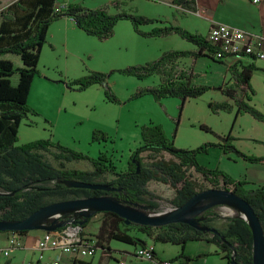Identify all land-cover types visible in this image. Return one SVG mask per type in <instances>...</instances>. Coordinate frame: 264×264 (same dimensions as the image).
Here are the masks:
<instances>
[{
	"label": "trees",
	"instance_id": "16d2710c",
	"mask_svg": "<svg viewBox=\"0 0 264 264\" xmlns=\"http://www.w3.org/2000/svg\"><path fill=\"white\" fill-rule=\"evenodd\" d=\"M182 1L186 2L188 8L198 9L194 5V0H174L175 3H182ZM112 3L120 6L121 1L116 0ZM0 13L2 16L0 24V219H25L40 207L52 202L54 197L63 200L112 195L121 201L149 203L155 209L157 205L153 198L157 196L147 187L151 180L173 187L175 196L170 202L174 206H182L197 192L204 189L199 187L194 178L192 171H195L211 183L212 188H227L246 199L254 207L264 227V184H247L246 181L234 178L219 167L204 166L198 159L200 153H206L209 147L215 146L221 148L224 153L235 152L251 162L264 160V155L248 154L238 149L232 142L234 138L231 134L220 136L221 140L218 143L208 142L192 149L179 148L165 135L160 125L150 123L142 127L143 142L132 153L126 170H118L104 153L97 158H92L60 143H53L49 139H38L17 145L21 122L30 113L36 114L28 105V97L34 78L42 74L39 62L42 48L47 42L49 28L54 21L62 17L73 19L76 25L88 35L99 39L112 36L119 20L129 19L135 31L141 35L164 36L178 33L182 38L198 46L197 50L168 51L154 61L121 69L122 72L141 79L153 74L161 76V83L158 86L139 90L133 95L134 98L149 93L156 99L177 96L184 103L188 98L199 97L207 90L217 88L233 99L234 103L228 100L212 101L210 107L214 112L231 111L236 105V116L242 112H248L264 122V112L246 100L248 91H253L250 84L253 72L258 69L254 63L243 66L241 70L238 69L237 63L229 66V71L235 79L231 86L228 84L218 87L201 85L193 82L195 73L192 68L190 70L179 68L178 59L184 56L194 58L207 56L214 59L215 47L207 40L206 35L192 32L180 25L167 23L151 31H144L140 28L141 25L162 20L126 11L113 14L109 12V4L91 8L80 3L68 2L58 6L57 0H15L6 7H1L0 1ZM217 61L224 63V60ZM95 84L106 85L107 74L91 71L87 75L68 81L69 87L79 90ZM237 87L241 89V92H238ZM106 94L111 99L117 100L110 91ZM203 128L211 130L205 125ZM46 153L52 154L58 165H55ZM144 153L147 155L145 156ZM165 154L171 157L166 158ZM82 159L89 160L92 169L66 167V162ZM68 179L107 183L121 188L122 191L107 192L69 187L64 182ZM212 210L213 208H210L201 215L204 217L201 225L211 226L210 221L218 216ZM91 219L89 217L81 225L82 234L87 233L85 228ZM79 223L80 221H77L76 225ZM135 229L143 233L145 238L132 233ZM29 231L10 232L22 236ZM221 234L225 236V240L213 232L201 231L185 222H174L162 226L126 224L118 214L104 211L95 237L97 245L103 252L108 250V254L112 240L134 245V250L149 244L148 240L155 243L178 244L181 246V252L167 261L170 263L178 261V264H186L181 260L182 258L191 261L200 257L185 255L187 243L206 240L218 245L224 258L227 259V264H253V235L250 224L245 218L230 217L227 227L224 226ZM74 263L91 264V261L80 259L75 260Z\"/></svg>",
	"mask_w": 264,
	"mask_h": 264
},
{
	"label": "rangeland",
	"instance_id": "374dc122",
	"mask_svg": "<svg viewBox=\"0 0 264 264\" xmlns=\"http://www.w3.org/2000/svg\"><path fill=\"white\" fill-rule=\"evenodd\" d=\"M67 1L77 2V0ZM85 1L87 5L93 7L110 0ZM167 2L168 0H124L120 6L109 4V12L114 14L126 11L162 20L140 26L144 31H151L156 27L172 23L167 18H170L171 12ZM64 18L54 21L49 28L47 42L42 48L39 62V68L47 71V76L41 74L33 80L28 105L36 114L30 113L21 122L17 145L38 139H49L53 143H60L92 158H97L104 153L118 170H126L132 153L143 142L142 127L152 123L160 125L165 135L179 148L192 149L208 142L218 143L221 140L220 136L231 134L234 138L232 142L245 153L258 155L264 151V122L256 120L248 112H242L236 116V105L231 111L214 112L212 110L210 107L212 101L227 100L220 89H209L199 97L188 98L184 103L177 96L156 99L152 94L144 93L139 97H133L139 90L158 86L161 83V76L153 74L141 79L124 73L121 69L154 61L168 51L188 50L193 47L192 42L182 38L178 33L164 36L141 35L135 31L129 19L119 20L112 36L99 39L88 35L77 25H72V21L67 23L63 20ZM190 22L192 25L204 28V18L197 15H192ZM198 58L184 56L178 59L179 68H185L180 65L189 67L185 70L192 68L195 73L194 83L212 87L234 84L235 79L230 71L226 81L222 83L225 74L223 64L222 66L203 58L196 63L195 60ZM227 60H233V57H228ZM91 71L106 73L107 84H95L83 90L68 86V81L87 75ZM254 82L255 85L250 82L253 91H248L246 100L264 112V79L258 77V81L255 79ZM237 89L241 92V89L238 87ZM107 91H110L117 100L108 97ZM203 125L211 130L204 129ZM214 148L219 147H209L208 152L199 154V161L204 166L210 167V163H213L209 152L215 153ZM46 154L55 165H58L52 154ZM226 154L233 155L234 158L238 156L235 152ZM144 155L146 156L147 153ZM165 157L171 156L165 154ZM66 167L86 170L92 169V164L85 159L73 160L66 162ZM192 173L199 187L212 188V184L201 174L195 171ZM147 187L157 196L153 198L157 205L154 211L160 212L174 207L170 200L175 196V189L169 184L151 180ZM52 199V202L59 201L56 197ZM212 208L224 213L221 205ZM237 214L241 212L237 210ZM90 218L92 219L86 228V234L95 236L103 218V212H96ZM223 222L225 220L215 218L211 221V226L223 231ZM132 231L137 236L145 238L144 234L137 229ZM33 232L37 234L40 231ZM153 243L151 240V244ZM110 244L112 248L122 246L135 248L134 245H126L118 240H112ZM155 246L160 256L166 259L165 261L181 252L180 245L170 242H156ZM210 250L212 247L204 240L191 241L186 249L191 253ZM107 251H104L105 257H108L105 263L120 264L119 260L123 257L118 252H113V256L109 257L111 251L109 254ZM102 252L99 249L94 255H86L84 259L91 261V264H97ZM40 253L38 249L27 251L24 261H36ZM216 258V256L202 258L194 264H218L219 259ZM22 259L23 254L19 258V263ZM124 259L131 263L129 257ZM164 264H178V262Z\"/></svg>",
	"mask_w": 264,
	"mask_h": 264
},
{
	"label": "crops",
	"instance_id": "0c3cea01",
	"mask_svg": "<svg viewBox=\"0 0 264 264\" xmlns=\"http://www.w3.org/2000/svg\"><path fill=\"white\" fill-rule=\"evenodd\" d=\"M0 1H1V7H6L15 0H0ZM113 1L115 0H110V1H107V2H104L102 4L92 7L90 5H87L85 0H77V2L67 1V0H63V1L57 0V5H63L65 3L71 2V3H80L87 7L94 8V7H99L103 4H110L111 6L113 5L112 4ZM119 1H121L122 3L124 0H119ZM194 1H195L194 5H196V7L198 8L197 10L188 8L185 1H182V3H175L174 0H168L167 4L169 5L171 12H170V18L169 17L167 18L172 22V24L180 25L182 27L184 26V28L192 32L200 33L202 35H207L211 26L216 23H226V24L241 28L245 31L264 35V1L259 4L253 3L252 0H194ZM192 15H197L200 18H204V28L198 25L191 24L190 19ZM63 20L66 21L67 23L72 21L73 22L72 25H76L75 21L69 17H65ZM1 21H2V16L0 13V24H1ZM197 49H198V46L193 44V47H191L188 50H197ZM201 58L209 59L210 61L214 63L220 64V65L223 64L225 66V69H224L225 74H224V79H222V83L226 81L227 74L229 71V66L235 65V63H237L239 70H241L243 66L248 65L250 63H254L255 66H257L258 69H256L253 72V75L251 78V82L253 85H255V82H254L255 79L258 81V77H262L264 79V76H260V75H264V58L247 57L246 59H242V60H236L235 58H233V60L225 59L224 63L217 61V59L215 58L213 59L207 56H202ZM201 58L196 59L195 62L197 63ZM180 67L189 68L187 65L185 66L180 65ZM41 72H42V75L47 76V73H46L47 71L41 70ZM226 97L228 101L230 102L233 101V99L229 98L228 96ZM260 122H263V121H260ZM247 136H251V135H247ZM214 149L213 150L215 151V153L209 152V155H211L209 157L213 161V163H210L211 164L210 167L215 168V167L222 166V168L220 167L221 169L224 168L223 170L228 172L231 176H233L234 178L238 180L246 181L247 184H250V183L264 184V160L258 161V162H255V161L251 162L239 156H236V158H234L233 155L224 153L220 148H214ZM258 155L259 156L264 155V151H262ZM198 159H200L199 155H198ZM221 207L224 208L223 210L224 213L217 212L215 211V209H213L212 211H214L218 215L216 218L225 220V222L223 223L226 228L229 222V218L234 217V216H239V214H237V210L231 206L221 205ZM210 224H211V221H210ZM33 231L34 230H30L29 232H27L26 234L22 236L18 235L19 241L21 242V246L18 248H13L11 250L10 256H0V264H22L26 258L25 256L26 252L30 250L32 251L33 249L38 248L42 238L45 235V231L39 230L40 232L37 234H35V232ZM11 237H13L12 232H9V231L0 232V248L7 247L9 239ZM207 242L212 247V250L208 252L199 251V253L187 252L186 251L187 246H188V243H187L185 250H184L185 255L187 256L199 255L200 257L194 260H191V261H186L185 258H182L181 260L183 262L185 261L186 264H194V262L202 258L207 259L211 256H216L217 257L216 259H219L218 264H227V259L224 258V254L221 251V249L218 247V245L213 242H209V241ZM148 243L151 244V240H148ZM152 245L154 246V249H155V253H154L155 259L147 261L148 263L145 262L146 260H141L137 256L136 249L135 250L131 249L128 246H122L121 248H112V245L110 244L111 257L113 256V252H118L121 255V257H123V259H120L119 262L125 261L124 259L125 257L130 258L131 263H129L128 261H125V262H128L129 264H144V263L164 264L165 262H167L165 261L166 259H163L158 253V250L155 246V242ZM45 251L46 252L43 253L42 260L36 259V261H38L37 264H47L50 260L55 259V258H61L64 260H68L70 258L68 254L63 253L58 247L50 248ZM22 254H23V259L19 263V258L20 256H22ZM173 257H169L168 259L173 258ZM107 259L108 257H105V253L102 252L97 264H107L105 263ZM83 260L87 261L84 258Z\"/></svg>",
	"mask_w": 264,
	"mask_h": 264
},
{
	"label": "water",
	"instance_id": "95a60500",
	"mask_svg": "<svg viewBox=\"0 0 264 264\" xmlns=\"http://www.w3.org/2000/svg\"><path fill=\"white\" fill-rule=\"evenodd\" d=\"M139 169V166H138ZM69 187L104 190L107 192L122 191L121 188L107 183H90L68 179L64 181ZM227 205L241 212L251 227L253 235V264H264V227L254 207L243 197L227 188H208L197 192L182 206L171 207V211L156 212L152 204L133 201H121L112 195L75 197L54 201L40 207L22 220L0 219V232L19 230L57 231L71 224L80 229L81 225L94 213L111 211L121 216L126 224L138 223L162 226L174 222H185L201 231H210L225 240L221 230L209 225H201V216L208 209ZM75 218L77 221H73Z\"/></svg>",
	"mask_w": 264,
	"mask_h": 264
},
{
	"label": "built area",
	"instance_id": "2783aa9c",
	"mask_svg": "<svg viewBox=\"0 0 264 264\" xmlns=\"http://www.w3.org/2000/svg\"><path fill=\"white\" fill-rule=\"evenodd\" d=\"M264 0H252L259 4ZM207 40L215 47L213 56L217 60H225L233 57L236 60L247 57L264 58V35L245 31L236 26L226 23H216L211 26L206 35ZM73 221H77L72 218ZM21 246L18 235L13 233L8 246L0 248V256H10L13 248ZM58 247L63 253L70 256L68 260L55 258L47 264H75V260L83 259L86 255H94L100 248L94 235L82 234L79 225H69L57 231H45L38 248L41 253L38 260L43 259V252L50 248ZM154 246L147 244L136 249V254L141 260L150 261L155 259ZM38 261L23 262L22 264H37ZM166 263V262H165ZM120 264H129L120 261Z\"/></svg>",
	"mask_w": 264,
	"mask_h": 264
},
{
	"label": "bare ground",
	"instance_id": "6f19581e",
	"mask_svg": "<svg viewBox=\"0 0 264 264\" xmlns=\"http://www.w3.org/2000/svg\"><path fill=\"white\" fill-rule=\"evenodd\" d=\"M172 209L171 208H167L165 211L166 212H169V211H171Z\"/></svg>",
	"mask_w": 264,
	"mask_h": 264
}]
</instances>
